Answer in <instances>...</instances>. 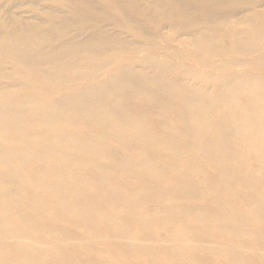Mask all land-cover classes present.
Listing matches in <instances>:
<instances>
[{"label":"bare ground","instance_id":"6f19581e","mask_svg":"<svg viewBox=\"0 0 264 264\" xmlns=\"http://www.w3.org/2000/svg\"><path fill=\"white\" fill-rule=\"evenodd\" d=\"M263 247L264 0H0V264Z\"/></svg>","mask_w":264,"mask_h":264},{"label":"rangeland","instance_id":"374dc122","mask_svg":"<svg viewBox=\"0 0 264 264\" xmlns=\"http://www.w3.org/2000/svg\"><path fill=\"white\" fill-rule=\"evenodd\" d=\"M145 27L147 28L146 30H148V29H150L151 28V26L150 25H145ZM150 32V33H149ZM148 32V35H147V38L145 39V41H146V44L149 46V47H151L153 44H157L158 45V47H159V52H164V51H167V50H165V47H166V43L165 42H163L162 40H161V38H159L154 32H152L151 33V30ZM175 48L173 49V48H169V49H171V53L172 54H174V56H175V59H176V61L179 63V62H181L182 64H184V65H189V61L188 60H181L180 59V57H179V55L181 54V50H180V47L181 46H174ZM180 63V64H181ZM199 68V70L200 71H206L207 69H206V67H202V68H200V66L198 67ZM11 143V142H10ZM12 144V143H11ZM220 237V236H219ZM192 242L193 241H189L187 244H192ZM219 244H222V245H226V246H228L230 249H232V250H234V248L235 249H237V248H244V249H246V250H248V248H250V246H248L247 245V243H245V242H240L239 240L238 241H236V242H229V243H227V242H223V240H221L220 242H219ZM251 249V248H250ZM260 253H261V255H264V247L260 250Z\"/></svg>","mask_w":264,"mask_h":264}]
</instances>
